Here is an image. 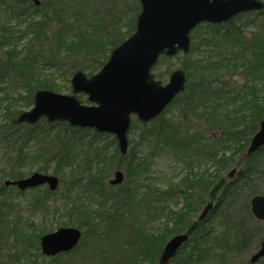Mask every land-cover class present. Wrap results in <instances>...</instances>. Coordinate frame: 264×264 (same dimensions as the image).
I'll list each match as a JSON object with an SVG mask.
<instances>
[{"label": "trees", "instance_id": "16d2710c", "mask_svg": "<svg viewBox=\"0 0 264 264\" xmlns=\"http://www.w3.org/2000/svg\"><path fill=\"white\" fill-rule=\"evenodd\" d=\"M10 1L13 2L12 6L9 5L11 10L22 3L18 0ZM82 5L81 1L76 0H42L40 6H32L34 11L29 15V20L23 21L27 28L22 31L21 35L16 34L13 30V25L17 28L21 24L18 19L22 18L20 12H8L7 19L0 24V150L3 152L0 162V192L8 189L4 180L22 178L28 174L25 170L29 165L27 163L29 160H31L30 167L37 164L40 172L47 173L53 167V174L60 175L62 182H65L66 177L78 172L90 174L95 169L102 170L97 165H103V167L110 165V168H114L115 157H118L119 161L127 158L121 155L117 148L113 154L108 156L106 147L86 142L83 136H77V131L87 129L71 127L65 122L49 123L43 119L36 125L14 123V119L24 108L33 105L35 91L39 89L62 90V86L54 79L56 71L64 70L68 76L77 70L94 74L105 64L111 50L135 31L137 12L128 16L127 29L120 34L112 32L111 39L106 43L103 40L106 36H102L88 17L84 16L83 11L87 9L83 10ZM252 14L249 13L250 16H246L255 15ZM257 15L263 18L262 23L258 30L251 35H247L245 26L228 27L227 30H223L221 26L217 27L210 23L205 25V27H209V30L203 32L204 35H194L193 46L194 50L199 51V55L197 59H191V54L187 55L183 64L185 69L195 73L198 79L196 83L188 86V92L184 95L180 94L176 98V101L182 99V108L179 111L180 120L165 119L164 115H161L153 120V122H157L156 125H143L142 127L146 126V128L144 127V132L140 135L141 146L152 147L150 151H153L154 155H171L183 163L186 168L196 167L195 163L200 160H196V157L202 159L207 157L211 161L220 158V155L213 152L212 148L204 152L206 156L199 155L195 151L196 145L204 144L206 139L195 137L188 121L193 113L200 117L201 107L206 110L209 116L221 104L227 108L225 102L229 104L234 96L228 94V96L220 98L221 90L216 88L213 79L217 77L218 73L232 70L245 71L247 74L246 84L236 92V102L239 99L236 111L238 113L245 108L250 110L247 113L240 112L236 120L242 122V119L245 118L247 119L246 125L252 124L253 126L247 131L241 127L240 130L236 129L230 134L236 133L235 136L243 135L244 137L256 132L264 116V11L258 12ZM76 25L82 29H76ZM112 27L118 26L114 23ZM24 40H26L25 44H21ZM81 53L86 56L84 60L89 61V64L70 62L76 59L77 54ZM163 59L165 60L166 57L164 56ZM67 63L68 66H66ZM158 73V78L164 75V71ZM67 80L69 79L67 78ZM245 115L246 117H244ZM237 137L233 142L236 143ZM241 139L240 141H242ZM246 140L249 142V138ZM213 141L219 144L230 142L222 139ZM140 145L138 144V146ZM234 152L236 153V146ZM259 153H264V148ZM221 156L223 158L216 161V165L219 167L218 171L226 170L233 159L230 156L227 157L225 151ZM107 158H109L108 162ZM138 163L140 171L135 173L136 175L140 176L141 171H150L148 157L142 158ZM127 165L129 178L137 168H130L129 163ZM96 166L97 168H95ZM249 170L239 172L242 179H240L241 188L246 185L248 186L246 189L256 194L260 192L258 188L245 180L256 175L254 171L251 172V176L248 175ZM191 173L183 176L181 184L177 187H171L172 184H169L168 189L164 190L167 194L174 192V195H164L162 198H173L176 193L183 194L185 198L184 207L178 210L166 204L163 212L166 221L162 225L165 226L167 232L164 235L157 233V225H152V222L158 219L153 214L156 215L159 208L156 205L152 206L153 202L158 201V197H154L152 188L147 184H142L145 188L142 194L140 191L139 194L136 193L138 188L129 191L124 187L127 192L124 194V198L133 201L138 209L146 212L145 214L132 209L129 210V213L109 212L106 203H109L113 198L106 196L110 190L104 181L93 182L96 186V194L101 196L96 203H89L83 199L79 201L75 199L74 195L72 196L74 199H69L71 187L65 190L67 193L63 192L61 195L45 188V196L42 199L44 204L42 201L37 202L38 211L45 214V217L37 221L36 218H18V216L11 218L13 215L4 211L0 204V264H74L70 261H61L62 255L48 258L39 250L38 243L41 236L52 231L51 226L61 225L64 218H67V221L62 224L76 223L79 228L85 230L84 232H87V225L90 222H95L96 218L106 220L109 226L106 228L105 234L112 242L111 247L113 248L109 253L110 259L114 249L132 247L135 251L134 257L125 264H158V258L169 238L183 230L193 234L200 224V222L193 221L189 225L186 220L192 211L193 201H196L193 196L203 201L201 196L194 195L189 191L205 188V191L209 192L210 187L215 188V182L219 177L212 173L208 174L206 170L195 172L197 175H191ZM145 180L152 182L149 178ZM231 185L224 184L223 188L227 187L226 192L229 191ZM230 194L233 197L235 193L229 191ZM67 199L70 204L69 201L66 202ZM51 200L53 201L50 203ZM48 220H51L52 223L48 224ZM245 230L247 229L242 230L236 239V244L232 247L223 245L224 238L222 236L219 237L215 234L211 237L210 235V239H214L210 248L193 245L178 264H225L226 254L231 249L242 248L247 242L249 237ZM217 245L222 248L216 247ZM82 246L80 244L77 248L80 249ZM79 255L86 259L89 258V254L85 251H81ZM109 258L102 257L104 264H121L115 262V257L111 260ZM261 263L264 264V258L257 264Z\"/></svg>", "mask_w": 264, "mask_h": 264}, {"label": "rangeland", "instance_id": "374dc122", "mask_svg": "<svg viewBox=\"0 0 264 264\" xmlns=\"http://www.w3.org/2000/svg\"><path fill=\"white\" fill-rule=\"evenodd\" d=\"M81 1L83 10L87 9L86 11H83L84 16L88 17V19L94 24L95 28L98 32L101 33V35L106 36L105 39H103L106 43L111 39V36L113 35L112 32H115L116 34H120L121 32L125 31L127 28V18L129 15L133 14L134 12H137L136 15H138L141 5L139 0H76ZM13 2L10 0H0V24H2L3 20L7 19L8 12H20L22 14V18H18L20 21V26L16 28L13 23V30L17 34H22L23 30H26L27 26L25 27V23L23 21L29 20V15L33 13V3L31 2H22L20 5L15 6L13 10L10 9L9 5L12 6ZM262 12V11H261ZM258 12H253L252 17H247L246 15L249 14H241L238 15L231 20H228L223 23L217 24V27L221 26L223 30H227L228 27L238 28L240 26H245V31L247 35H251L253 32L258 30L259 25L262 23V19L259 15H257ZM19 14V13H18ZM16 15V14H15ZM250 16V15H249ZM137 19V16H135ZM26 19V20H25ZM17 22V20H16ZM116 23L118 27H112V24ZM126 24V25H125ZM208 23H203L201 26L199 25L197 28H195L191 33V50L188 54H184L183 52L177 53L175 56H165L166 59L164 60L163 57H160L158 63L153 68L154 74L157 76L159 71H164V75L160 76V80L163 81V83H167L170 80L171 73L181 68L185 71L186 74V89L182 93L183 95L188 92V86L196 83V80L198 79L197 75L193 73L190 70H186L184 67V59H186V56L191 54V59H197L199 55V51L194 50V35H204L205 32H207L209 27H205V25ZM81 26V24L79 23ZM79 25H76L78 30L82 29ZM203 25V26H202ZM219 25V26H218ZM84 28V27H83ZM136 28V23H135ZM94 32V31H93ZM204 32V33H203ZM131 36V35H130ZM129 36V37H130ZM127 37L126 39H128ZM125 39V40H126ZM124 40V41H125ZM197 41V40H196ZM195 41V42H196ZM26 40L22 41L21 44H25ZM75 60H72L70 62H86L84 59L86 56L81 53L77 54ZM68 66V63L66 64ZM75 71H73L71 74H65L64 70H58L56 71V74L54 75V79L62 86V90L59 91L63 94H71L72 93V87H71V77ZM86 72V71H85ZM88 75H90L88 72H86ZM163 74V73H162ZM246 77L247 74L245 71L243 72H236V71H229V72H221L218 73L217 77L213 79V82L216 86V88L220 89L219 92L220 98H223L225 96H228V94H231L234 96L232 101L227 104L225 102V107L220 106L215 109L214 112L208 115L206 113L205 109H202L201 107V114L200 117H197L196 114H192L190 117V120L188 121V124L191 125V130L195 133V137L199 136L198 138H204L206 139L205 143L202 145H196L195 151L198 152L200 155H205L204 152H207V149L213 150V152H217L220 155V158L215 159L214 161H211L208 158H200L196 157V160H199L196 164L195 168H186L183 163L176 160L171 155H154L153 151L150 150L152 147L149 146H141L140 144V135L142 132H144V127L146 126H154L157 124V122H153V120L149 122H143L139 120L136 116H133L132 118V124L130 131L128 132L129 137V148L126 156L127 158L125 160H120L118 157L114 158V168H110V165L107 167H103V165H97L102 170H93L90 174H84L78 172L77 174H73L69 177H66L67 179L65 182H62V177H60V185L56 192L58 194L67 193L65 191L67 188L71 187V196L69 197L74 199L72 196L74 195L75 199H78L79 201L85 200L86 202H94L96 203L98 199L101 197L99 194H96V186L93 184V182H106L108 185L107 188H109L110 192L107 193L106 196L112 197L113 199L106 203V208L109 212L114 213L115 211L120 212H128L132 209L133 211H139L142 212L141 209H138L136 205L131 201L130 199L124 198V194H126V189L129 191L137 190V194L140 191V194H142L145 190L143 188L142 184L149 185L152 188L154 197H158L157 202H153L152 206L155 207V205L159 208V210L156 212V215H161L157 217L155 214L151 212V215L153 214L156 218H158L155 222H152V225H157V233L159 234H165L166 228L162 225L163 222L166 221V217L164 216L165 213V206L170 205L171 208H174L175 210H178L180 208H183L185 205V198L184 195L175 194L173 198H162L164 195H174L173 193H165V189H168V185L172 184L171 187H177V185H180L181 178L185 176L187 173L192 172V174L197 175L195 172L199 173L200 170L202 172L206 170L208 174H215L216 176L226 178L224 184H232L229 191L234 192L235 194L229 195V191L226 192V186L224 188H211L210 191L206 192L205 188H198L195 190H190L189 192L194 195H199L203 199L201 201L200 198H197L193 196V199H196V201H193V208L191 213L186 217L188 220V224L190 225L193 223V221H198V216L200 215L202 209L204 206L209 203L210 201L217 202V207L212 211L208 219L204 222H200V224L197 226L196 231L190 235V240L188 243L185 244V246L180 250V252L177 254L175 258L172 259V261L169 264H178L179 262L184 259L186 253L191 250V247L193 245H196L197 247H207L210 248V245L213 243V235H219L224 238L223 245H229L232 247L234 244H236V239L242 232V230H245L248 232L247 242L243 245L242 248L237 249H231L226 254L225 264H248L250 263V256L259 248L261 241L264 240V223L261 221H258L254 218V216L250 212V199L254 195L253 191L250 192L249 189H246L248 186L245 185V187L241 188V176H239V172L241 170H246L248 172V175L251 176V172L254 171L256 173L255 176L246 178L245 180H248L250 184L255 185L260 192L257 194H264V153H257L253 155L250 158H246L244 156L245 152L247 151L250 139L252 137L251 134L246 135L243 137V135H240L241 137L235 136L236 133L230 134L231 132H235L236 129L240 130L241 127L247 131L252 127V124H247V119H242V122L237 121L236 117L237 115L241 113H247L250 112L249 109L241 110L237 113L236 111V104H238L239 99H237L236 102V92L240 91L242 89V86L246 84ZM67 78L69 80H67ZM244 89V88H243ZM227 93V94H226ZM179 96V95H178ZM81 103L90 105L91 103L87 101V95L86 94H79L78 95ZM184 97V96H183ZM182 97V98H183ZM182 100V99H181ZM181 100L172 102L163 112V117L165 119H174L176 121H179L180 118V110L182 108ZM227 105V106H226ZM249 107V106H248ZM30 108V107H28ZM28 108H24L28 109ZM2 113V112H1ZM237 113V114H236ZM160 115V116H161ZM246 117V115L244 116ZM143 125H146L142 127ZM87 130L83 131H77V136H83L86 140V142H93L94 145L106 147L108 150V156L113 154L115 152V148L118 149V142L114 134L106 133V132H98L95 129L90 128H84ZM200 133V135H198ZM224 134V135H223ZM202 136V137H201ZM237 137L236 143L233 142L235 138ZM242 138V139H241ZM245 140H244V139ZM249 138V142H246ZM228 140L229 143L226 144H219L218 142H214L213 140ZM239 139V140H238ZM240 139L242 141H240ZM138 144L140 146H138ZM87 145V144H85ZM236 146V153L234 152ZM162 147V146H161ZM194 148V147H193ZM224 151L226 152L227 157L233 158L228 165V168L226 170L218 171L219 167L216 165V161L222 159L221 156ZM240 151V152H239ZM3 152L0 150V162L1 158L3 157ZM234 156V157H233ZM148 157L149 163H150V171H141V175L138 176L135 173H138L140 171L139 167V161L141 162L142 158ZM138 158V159H137ZM109 158L106 159L108 162ZM139 160V161H138ZM29 165L26 167V172L28 174L26 176H29L30 174L38 171L37 164H34L30 167L31 160L27 161ZM129 163L130 168H137L133 174L132 177L127 176V171ZM1 166V164H0ZM97 166L95 168H97ZM255 166V167H254ZM29 167V169H28ZM233 168L236 169V172L234 175H230L231 170ZM28 170V171H27ZM106 170V171H105ZM116 170H122L124 172L125 178L122 183L119 185L113 186L110 184V179L114 178V174ZM24 171V172H25ZM30 172V173H29ZM148 172V173H147ZM49 174H53V167L48 170ZM147 174V176H146ZM146 176V177H145ZM25 177V176H24ZM190 178H193L192 176H189ZM146 178H149L152 182H149L148 180H145ZM144 179V181H142ZM241 179V180H240ZM8 189L4 192H0V204L4 208V211L8 212L9 214H12L13 217L18 216V218H36V221L40 218L45 217V214L40 213L38 211L39 207L37 202L42 201V199L45 196V188H48L47 186H40L37 188L32 189H26V190H20L15 186L7 185ZM16 189H15V188ZM126 187V189L124 188ZM39 188V189H38ZM38 189V190H37ZM49 189V188H48ZM146 190L148 188L146 187ZM213 190H217L216 192ZM213 191V192H212ZM215 192V193H214ZM151 193V191H150ZM65 196H67L65 194ZM69 199L66 200L69 201ZM53 200L50 201V203ZM44 204V200L42 201ZM39 203V202H38ZM70 204V201L68 202ZM123 203V204H122ZM49 205V204H48ZM46 205V206H48ZM95 205V204H94ZM40 206V205H39ZM195 206V207H194ZM38 207V208H37ZM97 207V205H96ZM151 207V206H150ZM47 208V207H46ZM37 211V213H36ZM146 212H142V214H145ZM163 213V214H162ZM51 214L52 213H47ZM123 216V215H121ZM128 216V214H126ZM160 218V219H159ZM67 221V218L63 219V222ZM99 224H98V222ZM47 222V221H46ZM62 222V223H63ZM52 223L51 220L47 222ZM61 225H53L51 226L52 231L57 230L59 227L62 226H73V227H79L76 223L72 224H62ZM171 225V222H170ZM188 225V226H189ZM109 226V223L107 221L102 220L100 218H96L95 222H90L87 225V232H84V238L82 239L81 243L83 246L80 249H76L75 251H71L68 253H60L61 261H70L74 264H104V261L102 260V257H108L110 250L113 249L111 247L112 242L108 239L107 235L105 234L106 228ZM99 228V229H98ZM82 229V228H81ZM90 231V232H89ZM186 230H183L181 232H185ZM180 232V233H181ZM159 236V235H158ZM158 239V238H157ZM83 240H85L83 242ZM159 240V239H158ZM39 250L41 251L40 247V241L38 243ZM216 247H221L220 245H217ZM221 250V249H219ZM81 251H85L89 254V258L86 259L85 257H81L79 254ZM113 256L115 257L116 263L125 264L129 261L130 258L134 257V248H123L120 249H114ZM111 257L113 259L114 257ZM110 259V258H109ZM110 259V260H111ZM106 262V260H105ZM146 264V263H143ZM263 264V263H261Z\"/></svg>", "mask_w": 264, "mask_h": 264}, {"label": "water", "instance_id": "95a60500", "mask_svg": "<svg viewBox=\"0 0 264 264\" xmlns=\"http://www.w3.org/2000/svg\"><path fill=\"white\" fill-rule=\"evenodd\" d=\"M32 1L41 4V0ZM140 4L135 32L112 50L98 73L89 77L82 70L75 72L71 79V94L37 90L34 105L19 114L14 122L36 124L47 117L50 122L67 121L71 126L94 128L114 134L120 152L127 154L132 115L148 122L159 116L186 89L187 78L181 68L174 70L165 84L155 77L152 69L160 56L172 57L179 51L189 53L191 32L201 23L219 24L242 13L264 10L263 0H140ZM79 93L86 94L91 104L81 103L77 97ZM263 146L264 118L252 136L245 156L250 157ZM235 171L233 169L230 174ZM123 180L124 173L118 170L110 183L117 185ZM5 184L21 190L48 185L55 191L60 179L36 171L18 180H6ZM214 205L213 202L206 204L199 220H206ZM250 205L252 214L264 221V194L253 196ZM81 237L82 230L77 227H60L41 237V251L48 257L69 252L79 244ZM188 239V233L172 237L166 243L159 263L168 264ZM262 257L264 241L250 261L255 263Z\"/></svg>", "mask_w": 264, "mask_h": 264}, {"label": "flooded vegetation", "instance_id": "af4514ba", "mask_svg": "<svg viewBox=\"0 0 264 264\" xmlns=\"http://www.w3.org/2000/svg\"><path fill=\"white\" fill-rule=\"evenodd\" d=\"M226 179L222 178V177H218L217 181L215 182V188H221L224 186V182Z\"/></svg>", "mask_w": 264, "mask_h": 264}]
</instances>
